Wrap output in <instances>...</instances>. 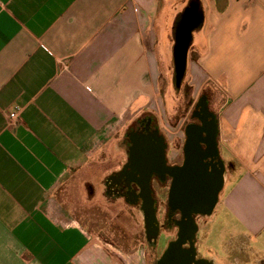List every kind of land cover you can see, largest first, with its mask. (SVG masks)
<instances>
[{
	"label": "crops",
	"instance_id": "0c3cea01",
	"mask_svg": "<svg viewBox=\"0 0 264 264\" xmlns=\"http://www.w3.org/2000/svg\"><path fill=\"white\" fill-rule=\"evenodd\" d=\"M161 72L207 97L225 167L194 260L264 264V0H0V264H149L92 238L57 194L102 193L128 133L160 132Z\"/></svg>",
	"mask_w": 264,
	"mask_h": 264
},
{
	"label": "flooded vegetation",
	"instance_id": "af4514ba",
	"mask_svg": "<svg viewBox=\"0 0 264 264\" xmlns=\"http://www.w3.org/2000/svg\"><path fill=\"white\" fill-rule=\"evenodd\" d=\"M190 112L192 119L171 155L150 119L130 131L124 161L102 182L105 198L124 200L143 212L147 237H156L160 228L173 230L157 264H206L194 260L195 221L210 215L202 211L207 201L215 203L225 167L214 147L215 116L207 97L200 95ZM197 127L203 128L200 136L194 131ZM158 216L163 217L160 225Z\"/></svg>",
	"mask_w": 264,
	"mask_h": 264
},
{
	"label": "rangeland",
	"instance_id": "374dc122",
	"mask_svg": "<svg viewBox=\"0 0 264 264\" xmlns=\"http://www.w3.org/2000/svg\"><path fill=\"white\" fill-rule=\"evenodd\" d=\"M166 87L167 83L163 72H161L158 79L156 112L149 114L156 122L159 121L160 132L165 137L172 139L176 138L179 130L191 121L190 109L196 99L192 97L191 87L186 83L178 89ZM174 145V143L169 144L170 155L173 154ZM109 163L107 162L105 167L109 166ZM114 167L113 170L119 166ZM111 168L99 170L100 174L102 172L107 174ZM87 192L82 185L70 183L63 185L62 193L57 195L59 202L61 201L65 205L72 217L92 238L97 237L103 242L111 243L121 251L139 247V255L143 253L148 258L149 264H157L156 258L165 248L167 241L172 238L173 230L167 231L160 228L158 235L151 239L146 236L144 214L137 205L132 206L121 199L105 198L101 192L94 194L91 187ZM162 218L157 217L158 225L162 222ZM221 218V215L217 217L215 214V224H209L210 217L202 220L196 219L197 232L194 235L193 243L194 247H197L198 255L206 256L208 254L207 246L202 245L200 240L205 239L208 233L210 236L207 240L213 238L212 232L220 223ZM214 236H216V231ZM215 240L218 239L215 238Z\"/></svg>",
	"mask_w": 264,
	"mask_h": 264
},
{
	"label": "water",
	"instance_id": "95a60500",
	"mask_svg": "<svg viewBox=\"0 0 264 264\" xmlns=\"http://www.w3.org/2000/svg\"><path fill=\"white\" fill-rule=\"evenodd\" d=\"M202 130H203L202 127H197V128L194 129L195 133H196L198 136L201 135ZM211 130H212V129H211ZM206 203H207V204H206L204 210L202 211L203 214H209V213L211 212L213 206H214V205H213L214 203H213L212 201H210V200L207 201ZM184 214L186 215V217H189L190 210L185 211ZM194 230H195V229H194V227L192 226V231H194Z\"/></svg>",
	"mask_w": 264,
	"mask_h": 264
},
{
	"label": "built area",
	"instance_id": "2783aa9c",
	"mask_svg": "<svg viewBox=\"0 0 264 264\" xmlns=\"http://www.w3.org/2000/svg\"><path fill=\"white\" fill-rule=\"evenodd\" d=\"M19 112H20V108L18 107H14V109L6 112L8 122L12 123L13 121H15L18 118Z\"/></svg>",
	"mask_w": 264,
	"mask_h": 264
},
{
	"label": "trees",
	"instance_id": "16d2710c",
	"mask_svg": "<svg viewBox=\"0 0 264 264\" xmlns=\"http://www.w3.org/2000/svg\"><path fill=\"white\" fill-rule=\"evenodd\" d=\"M154 129H157V127L154 125Z\"/></svg>",
	"mask_w": 264,
	"mask_h": 264
}]
</instances>
